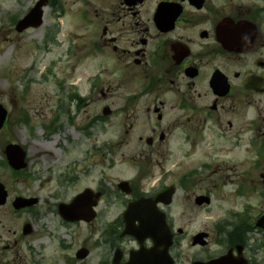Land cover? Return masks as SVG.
Masks as SVG:
<instances>
[{
    "label": "flooded vegetation",
    "instance_id": "flooded-vegetation-1",
    "mask_svg": "<svg viewBox=\"0 0 264 264\" xmlns=\"http://www.w3.org/2000/svg\"><path fill=\"white\" fill-rule=\"evenodd\" d=\"M46 3L55 40L64 19L79 25L69 49L90 72L89 102L100 98L106 116L119 115L127 126L122 144L133 149L136 171L126 203L172 188L202 220L201 264L224 253L247 264L264 259V0ZM143 180L148 186L140 187ZM1 183L0 205L13 206L21 193L9 199L11 187ZM156 207L170 225L169 205ZM116 216L114 252L126 264L140 244L119 237L126 218ZM148 217L129 214L128 225L145 227ZM13 231L12 239L0 235V264L28 263V236L22 224ZM150 245L146 238L143 248Z\"/></svg>",
    "mask_w": 264,
    "mask_h": 264
},
{
    "label": "rangeland",
    "instance_id": "rangeland-1",
    "mask_svg": "<svg viewBox=\"0 0 264 264\" xmlns=\"http://www.w3.org/2000/svg\"><path fill=\"white\" fill-rule=\"evenodd\" d=\"M32 1L0 0V104L7 109L6 125L0 128V179L11 187L9 199L13 192H20L39 201L17 216L11 214L8 203L1 205L0 235L12 239L17 235L13 230L19 232L25 219L32 224V236L44 226L54 231L43 245L44 250L39 245L38 251L32 249L34 254L26 264L42 260L43 264H111L117 238L108 230L114 228L110 225L125 207L126 199L115 186L120 180L132 179L136 171L128 160L134 155L133 149L122 144L128 139L124 134L127 126L119 115L107 119L100 116L104 106L100 98L89 102L74 95L89 94L85 77L90 73L82 54L66 51L68 43H73V33L80 34L77 23L64 19V33L57 37L63 42L56 45L49 36L50 31L54 32V22L46 7L42 26L15 31L16 19L24 15ZM137 133L130 135L136 138ZM11 142L22 147L27 164L19 178L15 175L12 179L5 172L8 167L1 165L6 143ZM41 144H48L49 150L28 155L31 145L36 148ZM148 184L143 180L140 187ZM87 187L104 192L97 204V218L89 223L82 220L77 226L63 222L57 211L59 199L66 201ZM182 195L177 192L170 210L171 225L184 229L176 239L173 256L176 264H189L198 258V248L191 246L190 240L202 220L193 217L192 206ZM189 217L193 218L188 220ZM63 226L68 229L67 235ZM26 243L30 247L33 242H23V248L29 251L24 247ZM80 247H86L89 255L79 261L71 254Z\"/></svg>",
    "mask_w": 264,
    "mask_h": 264
},
{
    "label": "water",
    "instance_id": "water-1",
    "mask_svg": "<svg viewBox=\"0 0 264 264\" xmlns=\"http://www.w3.org/2000/svg\"><path fill=\"white\" fill-rule=\"evenodd\" d=\"M44 4V0H40L34 7V9H32L22 20H20L16 26L17 31H22V29H25V27H27L28 25H33L36 26L38 24L41 23V16H42V10H41V5ZM5 116H6V112L4 109L1 108L0 106V127L2 126L3 122L5 121ZM9 148H12L14 150H16L19 154V159L20 160H16L14 159V157L10 154V152L6 151V154L8 155V159H9V163L11 165H13L16 168H20V166H24L25 164L23 163V156L24 153L22 151V149L18 146H14V145H10ZM1 185H0V190H1ZM23 203H17L16 206H21ZM148 232L146 233V235L153 237L155 245L153 246V248L151 249V255H149V262L150 264H172L173 261L171 258H168V256L165 255V258H167L168 260H166L167 262L164 261V256L161 255V251L159 250V245H163L165 247L164 251L167 250L168 245L171 242V236L169 234L168 229L166 230V234H165V238L163 240L162 236H159L158 234V230H157V226H150L147 228ZM126 232H129V230H126ZM139 237V236H138ZM196 237L193 240V244H195L196 242ZM221 262H217V264H220ZM132 264H137V261L132 262ZM193 264H198V263H193ZM222 264H241V263H232V262H225Z\"/></svg>",
    "mask_w": 264,
    "mask_h": 264
},
{
    "label": "bare ground",
    "instance_id": "bare-ground-1",
    "mask_svg": "<svg viewBox=\"0 0 264 264\" xmlns=\"http://www.w3.org/2000/svg\"><path fill=\"white\" fill-rule=\"evenodd\" d=\"M75 136V135H74ZM48 151L49 150V146H48V144H44V145H37L36 146V148H32V145L30 146V149H29V151L27 152L28 153V155L30 156V155H34V154H37V153H39V152H41V151ZM76 153H77V151H75L74 153H73V155L72 156H75L76 155ZM48 249V246H46L45 247V251Z\"/></svg>",
    "mask_w": 264,
    "mask_h": 264
}]
</instances>
